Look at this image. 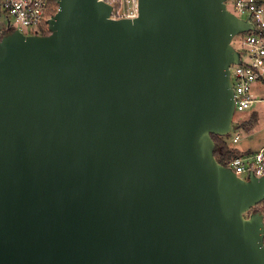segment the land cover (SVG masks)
<instances>
[{
    "label": "water",
    "instance_id": "1",
    "mask_svg": "<svg viewBox=\"0 0 264 264\" xmlns=\"http://www.w3.org/2000/svg\"><path fill=\"white\" fill-rule=\"evenodd\" d=\"M225 1L58 0L49 34L0 31V264H264V175L213 154L252 30Z\"/></svg>",
    "mask_w": 264,
    "mask_h": 264
},
{
    "label": "built area",
    "instance_id": "2",
    "mask_svg": "<svg viewBox=\"0 0 264 264\" xmlns=\"http://www.w3.org/2000/svg\"><path fill=\"white\" fill-rule=\"evenodd\" d=\"M102 1L110 6V20L135 19L138 15V0ZM225 2L228 11L252 26V30L235 37L238 46L234 48L238 52L239 63L229 67L235 112L241 113L254 102L251 87L264 73V0ZM57 6L58 0H0V31L17 29L28 36L44 35L48 31L47 22L57 12ZM224 139L232 145L236 144L239 136L232 131ZM225 167L242 180H247L249 175L261 177L264 175V150L236 155ZM256 207L263 215L264 230V201Z\"/></svg>",
    "mask_w": 264,
    "mask_h": 264
},
{
    "label": "crops",
    "instance_id": "3",
    "mask_svg": "<svg viewBox=\"0 0 264 264\" xmlns=\"http://www.w3.org/2000/svg\"><path fill=\"white\" fill-rule=\"evenodd\" d=\"M251 89L254 102L245 109L248 113L240 116L242 120L234 124L237 126L234 134L239 139L236 144H232V148L239 154L245 155L264 150V73L253 83Z\"/></svg>",
    "mask_w": 264,
    "mask_h": 264
},
{
    "label": "trees",
    "instance_id": "4",
    "mask_svg": "<svg viewBox=\"0 0 264 264\" xmlns=\"http://www.w3.org/2000/svg\"><path fill=\"white\" fill-rule=\"evenodd\" d=\"M11 31H5L2 34L6 35V34H10ZM49 34L48 31L44 32V35ZM211 137L213 139V143H215L214 145V150H213V154L215 159L222 165L224 166H228L231 159L233 157H235L236 155H238L239 153L231 147V145H229V143H226V140L224 139V137H220L216 134H211ZM254 212L257 211L255 209H253Z\"/></svg>",
    "mask_w": 264,
    "mask_h": 264
},
{
    "label": "rangeland",
    "instance_id": "5",
    "mask_svg": "<svg viewBox=\"0 0 264 264\" xmlns=\"http://www.w3.org/2000/svg\"><path fill=\"white\" fill-rule=\"evenodd\" d=\"M229 8V7H228ZM236 29H237V31L242 35L243 33H245V31H247L248 29H249V26L248 25H243V26H236L235 27ZM248 32V31H247ZM232 45L233 46H238V41L234 38L233 39V41H232ZM248 113V110L247 111H245V112H242V113H240V112H235L234 113V117H233V121H232V123L233 124H235V123H238V122H240V120H242L241 118H240V116L242 115H246ZM231 147H233L232 145H231ZM236 150V149H235ZM237 151V150H236ZM238 152V151H237ZM238 155H240V154H238ZM255 210H257V207L256 208H254ZM250 214V211H248V213L246 214V216L248 217V215Z\"/></svg>",
    "mask_w": 264,
    "mask_h": 264
}]
</instances>
